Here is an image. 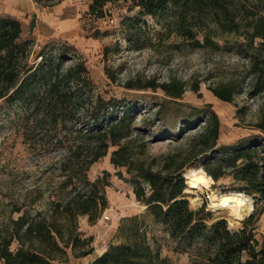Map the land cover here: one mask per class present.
<instances>
[{"label": "rangeland", "instance_id": "374dc122", "mask_svg": "<svg viewBox=\"0 0 264 264\" xmlns=\"http://www.w3.org/2000/svg\"><path fill=\"white\" fill-rule=\"evenodd\" d=\"M242 1L264 15V0ZM85 17L80 36L73 40L41 39L27 30H22L17 40L22 48L15 49L14 54H28L25 60L30 65L41 62L40 55L44 54L64 68L82 62L85 72L82 80L71 79L69 84L67 80L62 84L70 90L73 99L49 115H44L48 110V93L42 94L39 106L35 105L33 97L26 101L0 100V227L24 211L32 214L47 211L51 200L64 195L61 182L66 178L65 158L72 167L79 168L81 159L68 158L70 149L76 150L79 144L78 132L88 133L96 129L97 124L105 126L122 115L132 121L133 132L149 141L145 152L139 153L146 165L155 157L160 159L187 148L186 140L170 139L169 134L183 129L180 120L190 117L194 112L192 108L201 110L196 112L199 114L197 128L205 123V113L214 110L218 114L219 144L235 143L251 135L264 136L257 127L264 118V85L254 73L251 50L243 34L221 33L215 29L213 38L220 44L219 48L197 46L174 30V17L159 20L143 14L131 0H114L105 6L103 15L89 13ZM205 32L198 34L201 42H204ZM150 81L170 83L172 90L183 88V93L180 97L170 96L162 88L146 87ZM214 87L232 88L234 100L219 98L212 90ZM159 108L163 112L157 116ZM116 148L111 146L108 154L93 163L88 171L91 181H99L100 192L108 202L93 222L88 215L78 219L79 232L84 237H92L94 251L78 258L74 252L83 248L81 243L76 251L69 247L68 264H90L88 260L100 251L120 244L134 216L138 217L152 247L162 258L175 264H193L205 249L203 241L175 240L167 225L155 222L148 205L135 193V168L130 171L127 166H116L112 162ZM206 161L201 158L184 169L190 205L194 209L205 205L214 219L224 218L232 229H240L254 208L240 220L230 208H219L212 201L231 191L253 196L231 176L214 181L209 175L192 169L204 168ZM190 171L208 179L203 189L191 187ZM142 182L149 190V185ZM71 188L66 191H73ZM83 189L91 187L84 185ZM255 232L262 241L264 213L256 223ZM16 247L15 242L13 248Z\"/></svg>", "mask_w": 264, "mask_h": 264}, {"label": "trees", "instance_id": "16d2710c", "mask_svg": "<svg viewBox=\"0 0 264 264\" xmlns=\"http://www.w3.org/2000/svg\"><path fill=\"white\" fill-rule=\"evenodd\" d=\"M113 1L93 0L89 13L101 16L105 6ZM131 1L143 14L159 20L174 17V30L197 46L219 48L220 44L213 38L215 29L221 33L243 34L246 46L251 50L254 73L264 85V15L242 0ZM22 30L18 19L0 17V53L6 52L0 54V100L10 102L19 98L26 101V98L33 97L35 105L39 106L42 94L48 93V114L45 112L44 115H49L72 101L70 90L62 84L66 80L67 84L71 79L82 80L85 67L82 62H76L64 68L44 54L40 55L41 62L30 65L25 60L28 54H14L15 49L22 48L17 44ZM202 30L206 31L204 42L198 38ZM256 40L257 45H254ZM146 87L162 88L173 97H180L183 93V88L172 90L170 83L150 81ZM212 90L223 100H234V90L230 87H214ZM192 110L194 114L180 120L183 129L169 134L170 139L186 140L187 148L160 159L155 157L149 165L139 156L145 152L149 141L140 133L133 132L128 116L122 115L105 126L97 124V128L88 133L80 130L77 134L79 144L76 150L70 149L68 158L78 157L81 161L76 169L65 158L63 170L66 178L61 182L64 195L51 200L47 211L35 214L24 211L0 227V264L65 263L68 261V248L76 251L79 243L83 248L74 252L76 257L87 256L94 251L92 237H84L79 232L78 219L81 215H88L93 222L107 207L99 181H91L88 171L93 163L108 154L111 146L117 147L111 157L116 166H127L130 171L135 168V193L148 205L155 222L167 225L170 236L175 240L203 241L205 249L193 264H264V239L259 240L255 232L256 223L264 213V136L251 135L235 143L219 144L221 121L218 114L214 110L205 113V123L197 128L199 116L196 112L201 110ZM162 112L163 109L159 108L155 115ZM257 127L264 132V118ZM140 140L143 143L139 144ZM201 158L207 159L203 166L205 169H192L209 175L214 181L231 176L253 196L254 210L240 229H232L224 218L214 219L205 205L197 209L191 207L184 169ZM142 181L149 185V190ZM84 185L91 189L84 190ZM70 186L74 194L66 191ZM78 187L81 190L78 191ZM17 210L22 211L21 208ZM15 242L17 247L14 249ZM90 244L92 247L88 248ZM92 264L175 263L162 258L159 251L154 250L147 231L134 216L125 229L123 241L112 245Z\"/></svg>", "mask_w": 264, "mask_h": 264}, {"label": "crops", "instance_id": "0c3cea01", "mask_svg": "<svg viewBox=\"0 0 264 264\" xmlns=\"http://www.w3.org/2000/svg\"><path fill=\"white\" fill-rule=\"evenodd\" d=\"M92 1L0 0V17L18 19L22 23L23 30L41 39L63 37L73 40L80 36ZM104 252L105 249L94 255L88 260L89 263L92 264Z\"/></svg>", "mask_w": 264, "mask_h": 264}, {"label": "bare ground", "instance_id": "6f19581e", "mask_svg": "<svg viewBox=\"0 0 264 264\" xmlns=\"http://www.w3.org/2000/svg\"><path fill=\"white\" fill-rule=\"evenodd\" d=\"M188 177L192 188L203 189L208 183L205 176L193 171H190ZM212 203L219 208H230L234 217L240 220L244 219L246 212H250L254 208L253 198L241 191H231L218 195Z\"/></svg>", "mask_w": 264, "mask_h": 264}, {"label": "built area", "instance_id": "2783aa9c", "mask_svg": "<svg viewBox=\"0 0 264 264\" xmlns=\"http://www.w3.org/2000/svg\"><path fill=\"white\" fill-rule=\"evenodd\" d=\"M112 21H113V20H112ZM207 197H208V198L211 197L209 193H207ZM105 217H106V219H110V216H105Z\"/></svg>", "mask_w": 264, "mask_h": 264}]
</instances>
